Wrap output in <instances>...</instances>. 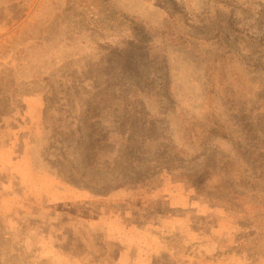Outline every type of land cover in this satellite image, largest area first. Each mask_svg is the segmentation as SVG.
I'll return each mask as SVG.
<instances>
[{
    "label": "rangeland",
    "instance_id": "374dc122",
    "mask_svg": "<svg viewBox=\"0 0 264 264\" xmlns=\"http://www.w3.org/2000/svg\"><path fill=\"white\" fill-rule=\"evenodd\" d=\"M0 264H264V0H0Z\"/></svg>",
    "mask_w": 264,
    "mask_h": 264
}]
</instances>
